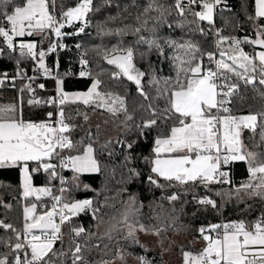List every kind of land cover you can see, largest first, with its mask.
I'll return each instance as SVG.
<instances>
[{
	"label": "snow or ice",
	"instance_id": "6c2138e0",
	"mask_svg": "<svg viewBox=\"0 0 264 264\" xmlns=\"http://www.w3.org/2000/svg\"><path fill=\"white\" fill-rule=\"evenodd\" d=\"M105 2L111 4L112 0ZM222 3L223 0H173L171 4L161 0H131L123 7L117 4V15L109 16L98 32L101 36L118 37L117 43L97 45L94 49L107 65L113 67L93 75L88 69L86 54L82 53L79 75L90 77L92 83L87 91L69 93L64 90V76L72 75V72L61 76L57 71L53 75V68L45 63V59L66 47L61 42L66 36L85 32L89 13L96 10L93 0H77L74 6L66 5L63 0H0V55L17 49L19 52L14 58L15 75L10 77L0 73V86L9 80L13 87L16 79L28 81L19 89L18 103L0 105V169H19L21 196L26 202L22 227L0 220V229L12 234L6 240L0 238V243L9 249L7 253H0V264H67L65 258H70L71 264H116L117 260L127 264L128 256L134 253H126L119 241L115 251L105 244L99 260L88 258L87 253L92 247L99 248L98 244H90L95 234L72 221L89 212L98 226L107 223L104 235L109 241L114 238L113 233H122L121 239L128 242L129 247H139L145 253L149 250L141 243L139 233L161 236L168 229L177 227L176 209L173 207L162 214L165 212L163 204L149 205L156 213L152 217L155 224L143 223L141 209L144 205L135 194L128 195L119 218L112 216L109 222L99 215L102 207L109 206L107 198L103 205H97L92 199L69 200L65 196L71 187H66L69 181L59 169L71 170V184L79 189L80 176L99 172L100 164L94 143L71 138L76 126L70 123L71 117H66L64 106L80 102L103 109L113 117L123 114L125 124L135 119L129 112L127 93L121 94L106 86L102 79L105 75L109 81L118 84L131 82L142 100L139 108L146 113V117L134 125L136 139L117 141L127 149L124 160L128 182L143 175L128 165L135 159L138 141L155 129L157 134L151 153L143 157L150 165L149 185L163 189L191 184L211 190L213 185H231L232 168L242 162L246 166L247 179L239 186L222 189L215 195L226 200L234 196L241 203L245 197L264 201V105L255 111L250 109L247 114L238 111V102L244 100L242 92L249 87L264 100V25L258 23L264 19V0H254V15L248 17L257 22L255 38L223 36L217 29L214 50H206L201 42L192 38L176 39L158 34L165 25L170 29L185 27L183 21L169 20L175 12L184 19L189 15L193 17L188 21L195 24L194 28H189L190 33L207 36L214 26L215 11ZM130 9H135V15ZM127 17H132L134 23L106 27L109 21ZM205 21L210 26L207 30L200 24ZM74 25H77L75 31H64L66 26ZM128 35L135 39L126 42L124 37ZM36 36L40 38V44L48 40L46 49L35 39H27ZM244 44L252 45L254 51L246 52L242 47ZM76 47L79 49L81 45ZM256 47L261 50L255 51ZM153 53L157 57L155 62L149 60ZM26 59L35 61L34 72L55 80V96L42 99L36 95L37 88L44 89L45 85L40 83L33 87L37 76H27L21 66ZM140 61L147 62L146 69L138 66ZM164 61L170 64L173 75L161 74L159 65ZM55 67L58 70V61ZM25 92L29 93V106L52 105L56 112H48L43 121L25 119L22 107ZM161 100L163 106L158 103ZM77 114L88 119L86 113L77 111ZM54 115L57 116L55 120ZM246 131L250 133L247 137ZM40 172L46 174L44 186L33 183L34 176ZM56 180L60 184L59 194L53 192L52 182ZM83 187L90 189L89 185ZM45 197L50 199V207L41 203ZM193 198L199 205L220 210L221 206L209 196ZM162 199L173 203L180 196L172 193ZM66 224L71 226L68 251L56 246L58 241L63 244ZM198 231L205 242L204 247L195 253L183 251V264H264V213L251 222L239 219L211 223L207 227L201 226ZM106 256L109 258L105 259ZM134 258L136 264H155L146 254Z\"/></svg>",
	"mask_w": 264,
	"mask_h": 264
},
{
	"label": "trees",
	"instance_id": "16d2710c",
	"mask_svg": "<svg viewBox=\"0 0 264 264\" xmlns=\"http://www.w3.org/2000/svg\"><path fill=\"white\" fill-rule=\"evenodd\" d=\"M63 2L68 6H74L77 0H63ZM94 10L89 13V27L85 29V32L75 38H72L71 42L78 41L81 44V50L85 55L86 59L89 61V70L95 75L101 69H111L113 66L107 65L105 61L96 53L95 46L97 45H107L111 46L118 41V37L115 36H101L98 34L99 26H103L104 22L108 19L109 16H116L119 9L117 4L123 7L126 3H131V0H112L111 4H107L105 0H93ZM165 4H171L173 0H161ZM224 5L222 7L218 6L214 14V26L207 36H201L198 32L195 34L190 33L189 28H194L195 24H189L188 21L193 20L192 16H187L186 19L176 15L174 12L169 20L171 22H180L183 21L185 27L183 29L179 27L168 28L166 25L162 26L159 29L158 34L161 36H171L176 39L192 38L201 42L202 46L206 50H214V42L216 39L215 32L213 29L221 31L223 36H235L238 38L241 37H255V30L257 28V22L249 20V16L254 15V0H223ZM196 10H199L198 8ZM135 15V9H130ZM134 23L132 17L121 18L115 22L109 21L106 25L108 28H117L122 27L124 24ZM259 24L264 25V20L258 21ZM201 26L206 30L209 29L207 22H200ZM77 26H75L74 31ZM71 31V30H69ZM147 35V33H145ZM214 34V35H213ZM35 39L40 41V38H27ZM135 39L134 36L128 35L124 37L126 42H131ZM75 43V42H74ZM246 50L254 49L252 45H243ZM256 49V48H255ZM144 50V49H141ZM19 55L18 49L15 52L5 51L3 55H0V73H7L8 76L15 75L17 71V65L15 62V57ZM69 54L63 52L60 55L58 60L59 62V75L62 76L61 71L66 68V58ZM157 59L155 53H153L149 60L155 62ZM27 76H34L37 72H34L35 61L24 60L21 65ZM142 69L147 68L146 61H140L138 64ZM159 67L162 69V75H173L171 66L167 61L162 62ZM76 74V71L74 72ZM105 80L106 86L112 88V90L119 92L121 94L127 93L128 96V107L130 114L134 115L135 119L133 121H128L126 125L127 129L123 133L119 134L115 140L101 141L100 143L96 142V136L85 134L82 136L79 141L83 140L85 143L92 142L96 149V156L100 164V171L93 175H81L80 176V188L76 189L74 185L71 184L73 173L71 171H65V176L69 181V187L71 191L68 193L69 199H92L97 205H103L105 203V198H107L108 207H102L100 216L103 217L105 222H109L112 216L119 218V213L123 211L124 201L127 199L129 194H135L140 202L144 205L141 209V219L145 224H155L156 220L152 217L156 215L152 211V208L149 205L155 207L156 205L163 204L166 214L170 212L174 207L176 209L175 215L178 217L177 227L170 228L164 232L161 236L168 233H190L193 236H198V229L201 226L207 227L211 223H217L220 218V213L222 214L225 222L244 219L246 221H254L262 213H264V201L259 199H248L244 198V202L241 203L234 196L230 200H226L220 196H216L215 193L222 189L227 190L228 188H234L239 186L241 182L247 179L246 166L244 163H237L232 168L231 185H222L221 188L218 185H213L211 190L205 188L203 185L193 186L191 184L183 185V187L193 186L197 192L189 193L183 191L181 185L175 187H165L163 189H157L154 186L149 185L147 181V175L149 174L150 165H148L143 157L149 156L153 146V139L157 134V130H153L146 138H141L138 143L134 153L135 159L128 165V167H135L142 172V176L136 178L132 182L127 181V169L125 167L124 157L127 154V149L117 141L136 139L134 125L141 122L142 117H146V113L143 112L139 105L142 103V100L138 97L135 86L131 82L125 81L123 84H118L108 80V77L105 75L102 77ZM64 90L67 92L74 91H87L90 87L92 80L90 77H64ZM23 82H19L18 86L14 90H9L7 84L5 83L0 87V103H18L21 93L19 89L22 87ZM35 83L33 84L34 87ZM35 88V87H34ZM36 95L39 98L46 99V95L40 93L36 90ZM242 95L244 100L238 102V111L242 114H247L251 109L253 111L259 109L261 105H264V100L254 92L250 87L243 90ZM29 98V93H23V114L25 119L33 121H43L47 118V113L51 112V109L47 105L40 106H29L27 101ZM163 106L164 101L161 100L158 102ZM75 109L82 108L80 105H74ZM94 109L93 107L88 106L86 108ZM100 110V109H98ZM103 111V109H101ZM74 114V112H72ZM113 117V116H112ZM116 120H124L125 117L121 114L119 117H114ZM249 132H245V137L249 136ZM90 139V140H89ZM95 141V142H94ZM110 142V143H109ZM107 145V147H105ZM111 153V155H109ZM162 183H166L161 181ZM33 183L37 186L44 185L46 183V174L40 172L34 176ZM0 185L9 187L12 191L9 196H5V201H0V220H4L6 223H13L17 228L22 227L23 223V206L26 203L20 197V171L19 169H0ZM84 185H89L90 189L85 190ZM182 187V188H181ZM127 189L126 192H122V189ZM177 193L180 196V199L169 203L166 197L169 194ZM203 197L209 196L217 201L220 205V201H224L222 205L221 212L213 210L211 207L202 206L196 203V200L193 197ZM10 205L9 208H5L4 205ZM181 208L183 211H181ZM157 212H160V209H156ZM75 225H83L85 229L94 233L95 227L98 225L96 219L93 218L91 212L87 215L81 214L79 217L73 218L72 221ZM102 225V233L105 234L107 229V223L99 224ZM70 225H65L67 244L66 248L69 249L70 246V234L69 229ZM10 235V232H6L3 229H0V238L6 240ZM123 234L113 233V239L118 238L119 243L124 249H127L128 252L134 253V255L146 254L149 259L155 261V264H161L160 259L153 255L152 251L145 253L143 249L139 247H129L128 242L121 239ZM103 237V239H101ZM83 238H81L82 240ZM98 239L112 243L113 239L109 241L107 237L93 236L90 241L91 245L99 243ZM57 248L58 245H56ZM64 246V244H63ZM103 248V246H99ZM95 249V247H92ZM8 248L4 247L0 243V253H7ZM98 252V248H96ZM87 256L92 260V256L87 253ZM67 264H71L70 258H65Z\"/></svg>",
	"mask_w": 264,
	"mask_h": 264
},
{
	"label": "rangeland",
	"instance_id": "374dc122",
	"mask_svg": "<svg viewBox=\"0 0 264 264\" xmlns=\"http://www.w3.org/2000/svg\"><path fill=\"white\" fill-rule=\"evenodd\" d=\"M222 5H224V3H222ZM222 5H220V7H222ZM74 26H77V25H74ZM215 30L216 29L214 28L213 29V33L215 32ZM81 34H83V33H80L78 35H71L72 37L70 38V40L72 41V38H75V37H77V36H79ZM243 38L244 37H241V39H243ZM74 42H75L76 46L78 44L81 45L80 42H78V41L77 42L74 41ZM246 45H250V44H246ZM69 52H70V56H69L70 60L67 63V65L69 67V71H70V69H72L73 71L76 69L78 71L77 76H80L79 72L81 70V65H80L79 61H80L81 54L83 53L82 50H81V47L79 49L77 47H75L74 50H70ZM88 69H89V64H88ZM63 75H64V73L62 74V76ZM11 90H14V89H11ZM77 103L78 104H75V105L82 106V108H80V107L77 108L76 107V109L80 113H86L87 114V113L90 112L89 113L90 115L87 114V116H88L87 120H84L83 115H79V114H76L75 117H74V121L81 122L84 125V128L89 127L90 120L94 116H96L97 113L98 114H100L101 112L104 113V111H101V109L98 110V109H95V108L94 109H90V111H89V110L86 109L88 106H85V105H83L80 102H77ZM71 105H73V104H71ZM97 117L100 118L101 116L97 115ZM108 117H109V121H106V119L104 117H101L102 119H104L103 124H102L103 127L109 129V126H111L112 123L115 126L112 129H109L110 130L109 131V133H110L109 135H107L105 132H103V135L99 137L100 140L99 141L96 140V142H98V143H100L101 141H103V142L109 141L108 139H110V137L113 138L111 140H115L119 134L123 133L127 129L125 123L123 122L124 120H116L109 113H108ZM115 120L119 121L120 124L118 125L119 122H116ZM96 126H97V129H98L99 126L98 125H96ZM86 134L88 136H89V134L96 136L95 132H90L89 133V131H87ZM182 189H183V191L189 192V193L197 192L193 186L183 187ZM11 191L12 190L9 187L0 185V201H5V196H9ZM223 202L224 201H222V203ZM222 205L223 204L220 205L221 207H220L219 212H221V210H222ZM102 231H103L102 225L101 226L97 225L95 227V229H94V234H95L94 236H99V234L101 236H104ZM138 235L140 236L141 243L144 244L147 247L148 250L152 251L153 255H156L160 259L161 264H183V258H182V252L183 251H192L194 253L198 252L204 247V243H205L202 240V237L200 236L199 232H198V236H193V234H190V233L187 234V233H180V232L175 233V234L168 233V234L164 235L163 237L162 236H154V235H145L143 233H139ZM66 236H67V234H66V230L64 228V246H63V250L64 251H68L67 248H66V244H67ZM98 241H99V243H97V244L99 246H103V248H98V252H96V247H95V249H92L91 251L88 252L89 255L92 256V260H99L101 258V250L104 249V245L105 244H108L110 249L112 251H115L116 250V244H117V241H119V239L118 238L113 239L111 244H109V242H104V241H102L100 239H98ZM97 244L95 243V245H97ZM124 250H125L126 253L128 252L127 249H124ZM134 257H135V255L128 256L127 264H136V261H135ZM104 258L108 259L109 257L106 256ZM116 264H121V262L119 260H117Z\"/></svg>",
	"mask_w": 264,
	"mask_h": 264
},
{
	"label": "crops",
	"instance_id": "0c3cea01",
	"mask_svg": "<svg viewBox=\"0 0 264 264\" xmlns=\"http://www.w3.org/2000/svg\"><path fill=\"white\" fill-rule=\"evenodd\" d=\"M253 6H254V8H253V10L255 9V4H253ZM262 20H264V19H262ZM73 27V26H72ZM72 27H69L68 29L69 30H71L72 32L74 31V28H75V26L72 28ZM67 29V30H68ZM66 30V31H67ZM32 38H39L38 36H36V37H32ZM19 39L20 38H18V41H19ZM38 42V44H40V41H37ZM47 45H48V40H44L43 42H42V44H40V47H42V48H44V49H46V47H47ZM244 48V47H243ZM244 50L246 51V52H248V53H252L253 51H254V49H252V50H246L245 48H244ZM261 49H255V51H260ZM55 58H54V56H52V55H49V56H47L46 57V59H45V63L49 66V67H51V65H52V62H53V60H54ZM74 76V75H73ZM76 77H81V76H76ZM81 78H85V77H81ZM44 85H45V88L44 89H41L39 92L40 93H43V94H45L46 95V97H48V93H49V88H50V86L52 85V83L50 82V81H48V80H45V81H43L42 82ZM74 92H83V91H74ZM69 93H72V92H69ZM47 99V98H46ZM8 104H13V103H9V102H5V103H0V105H8ZM71 104H73V105H71ZM75 104H78V103H69V104H66L65 106H64V108H65V115H67L66 117H71V120H70V123L71 124H73V125H75L76 127L73 129V131L71 132V138L74 140V141H79V139L82 137V136H84L85 134H86V132L87 131H89V133L90 132H95V134H96V140H100V136H102L103 135V132H105L107 135H109L110 133H109V129H112L115 125L112 123L111 124V126H109V129L108 128H105V127H103V121H104V119H102L101 117H104L105 119H106V121H109V117H108V112H106L105 110H103L104 111V113H100V114H96V116H94L91 120H90V125H89V127H86V128H84V125L81 123V122H76V121H74V117H75V115L77 114V109H75L73 106L75 105ZM50 109H51V107L49 106V105H47ZM75 111V112H74ZM72 112H74V114L72 113ZM90 113V112H89ZM89 113H87V114H89ZM96 113V112H95ZM90 115V114H89ZM97 115H99V116H101L100 118L99 117H97ZM111 121V120H110ZM113 121V120H112ZM116 121V120H115ZM102 122V123H101ZM116 122H119V121H116ZM107 124V123H106ZM120 124V122L118 123V125ZM96 125H98L99 126V128L97 129V126ZM117 126V125H116ZM108 129V130H107ZM111 139H113L112 137H110V139H108V140H111ZM72 172V171H71ZM97 173V172H96ZM96 173H85V174H82V175H93V174H96ZM20 179H21V177H20ZM35 185V184H34ZM37 186V185H36ZM20 197H21V199H22V196H21V194H20ZM23 200V199H22Z\"/></svg>",
	"mask_w": 264,
	"mask_h": 264
},
{
	"label": "built area",
	"instance_id": "2783aa9c",
	"mask_svg": "<svg viewBox=\"0 0 264 264\" xmlns=\"http://www.w3.org/2000/svg\"><path fill=\"white\" fill-rule=\"evenodd\" d=\"M89 25H90V23H89ZM89 25H88V27H89ZM71 27H72V26H71ZM73 27H74V26H73ZM73 27H72V28H73ZM88 27H86V29H87ZM68 28H69V27L66 26V28L64 29V31H66ZM66 32H72V31H69V29H68ZM71 37H72V36H66V37L61 41L62 43H64V44L66 45V47H65L64 49H58L57 52H56L55 54H52V56H54V58H55V59L53 60V62H52V65H51V68H53V75H56V74H57V71H58V73H59V68H58V70H57L56 67H55V65H56V62L59 60L60 55H62L63 52H66V54H69V56H70V52H69V51H70V50H74L75 47H76V44H75L74 42H71V41H70V38H71ZM53 39H56V38L53 37ZM59 53H60V54H59ZM58 54H59V55H58ZM69 56L66 58V68H65V70H62V71H61V74H63V73H65V72H68V71H69V67H68V65H67V63H68L69 60H70V57H69ZM70 71L72 72V75H69V76H67V77H72L73 75H74V76H77L78 71H77L76 69H75L74 71H73L72 69H70ZM75 71H76V74H74ZM35 76H37V79L35 80V82H33V84L35 83L34 87L36 88V86H37L38 84L42 83V82L45 81V80H48V81H50V82L52 83V85H51L50 88H49V93H48V97H47V98L55 96V87H56V85H55V80H53V79H51V78L44 77V76L42 75V73H40V72H37V74H36ZM20 81L23 82V84H25V83L28 82L27 80L16 79V81H15V87H13L12 82H11L10 80H9V81H6L5 83L7 84V87H8L9 89H15V88L18 86V83H19ZM0 87H1V86H0ZM40 90H41V89H38V88H37V91H38V92H39ZM49 106L51 107V112L55 113V112H56V108H55L54 106H52V105H49ZM46 119H47V118H46ZM46 119H45V120H46ZM55 119H57V116H56V115L53 116V120H55ZM67 170H68V171H71V170H69V169H59L60 174L63 175V176L65 177L66 180H67V178H66V176H65V171H67ZM40 186H44V185H40ZM52 186H53V192H54L55 194H59V193H58V189H59V187H60L59 181H58V180L53 181V182H52ZM218 186L221 188L222 185H218ZM66 187H69V186L66 185ZM68 193H69V192H68ZM68 193H65V196H66L67 199H69V195H68ZM69 200H70V199H69ZM41 203H43V204H47L49 207L51 206V201H50V199L47 198V197H45ZM221 203H222V202L220 201V205H221ZM41 210H43V209H41ZM221 222H225V220L223 219L222 214L220 213V218H219V221H218L217 223H221ZM64 228H65V225H64V227H63V232H64ZM63 244H64V241H63ZM63 244L61 245L59 241L57 242V245H58L59 248H60V247L63 248Z\"/></svg>",
	"mask_w": 264,
	"mask_h": 264
},
{
	"label": "water",
	"instance_id": "95a60500",
	"mask_svg": "<svg viewBox=\"0 0 264 264\" xmlns=\"http://www.w3.org/2000/svg\"><path fill=\"white\" fill-rule=\"evenodd\" d=\"M256 49H260L259 47H256Z\"/></svg>",
	"mask_w": 264,
	"mask_h": 264
}]
</instances>
